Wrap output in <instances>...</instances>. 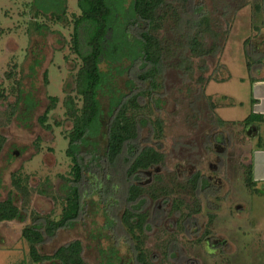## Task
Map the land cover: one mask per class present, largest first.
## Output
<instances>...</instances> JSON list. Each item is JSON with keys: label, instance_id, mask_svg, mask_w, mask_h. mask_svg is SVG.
<instances>
[{"label": "trees", "instance_id": "obj_1", "mask_svg": "<svg viewBox=\"0 0 264 264\" xmlns=\"http://www.w3.org/2000/svg\"><path fill=\"white\" fill-rule=\"evenodd\" d=\"M262 3H256L255 8L264 9V0ZM28 5L35 18L49 16L55 22H62L68 10L67 0H32ZM77 6L79 13L72 20L70 48L81 64L75 78L76 94L63 100L65 114L72 122L65 133L68 141L65 154L71 165L65 177L66 192L53 195L61 204L60 214L55 218L28 210L31 195L28 175L16 171L11 183L22 206L16 204L14 190L9 191L6 198L0 199V222L24 219L25 213L30 214L31 221L22 227L21 236L28 244L32 264H87L80 238L64 242L49 253L41 248L53 241L60 230L84 225L88 219L93 225V237L109 241L106 247H99L102 264H160L147 243L150 231L163 222L165 206L170 204L169 211L177 216L175 225L180 231L194 234L200 231L197 214L205 200L209 210L202 233L205 237L211 234L209 228L216 218L211 211L218 208L210 198L221 190L218 183L198 169L182 173L181 190L173 180H165L162 140L163 112L168 104L166 71L170 67L177 70L186 89L190 93L201 91L202 96L204 84L209 80H227L205 74L209 70L206 57L216 56L222 50L220 40L228 29L221 31L219 27L227 19L231 5L229 0H219V12L216 5L210 9L205 0H77ZM224 22L229 24L228 19ZM35 27L38 31L49 29L38 21ZM244 53L247 79L251 83L264 79V75L259 76L264 68V55L256 57L247 47ZM13 74L10 71L7 76L11 78ZM47 75L45 71L46 80ZM15 82L18 92L15 101L9 104V118L22 98L20 81ZM0 97H5L1 83ZM48 99L38 122L51 129L48 120L58 106L59 97L48 95ZM205 99L216 128L239 123L247 130L264 124V116L253 113L241 120H225L216 112L219 102L211 95H205ZM196 101H189L194 114ZM142 125L149 127L146 136L141 134ZM203 141L206 153L214 151L218 155L217 166L221 169L227 150L217 151L215 146L225 143L223 134L207 133ZM5 143L6 137L0 130V154ZM263 145L264 138L259 137L256 147ZM244 180L248 189L260 191L253 178L250 155ZM184 190L191 199L189 204L181 195ZM38 191L48 193L44 186ZM96 217L102 220L99 222ZM221 243L217 240L215 244ZM179 247L178 238L166 240L160 247L163 261L184 264L178 262L182 257L176 252Z\"/></svg>", "mask_w": 264, "mask_h": 264}, {"label": "rangeland", "instance_id": "obj_2", "mask_svg": "<svg viewBox=\"0 0 264 264\" xmlns=\"http://www.w3.org/2000/svg\"><path fill=\"white\" fill-rule=\"evenodd\" d=\"M31 1L0 0V83L5 94L4 98L0 97V130L6 137L0 154V199L14 190L12 173L21 171L23 175H28L31 186L28 210L41 215L51 214L56 218L61 204L53 199V195L61 196L66 192L65 177L69 175L71 165L65 154L68 143L65 133L72 122L65 114L63 100L67 95L76 94L75 78L81 61L71 51L70 38L72 20L79 10L77 0H67L66 17L62 22H55L49 16L35 18L33 9L28 5ZM205 1L210 9L216 5V11H220L219 0ZM229 2V24L224 22L227 20L224 18L219 27L221 31L228 29V32H224L220 40L222 50L216 56L206 57L209 70L205 74L227 80H209L204 84V94L219 102L216 112L222 118L237 121L251 111L250 89L247 82L241 80L248 76L244 51L247 47L256 57L264 55V9L255 8L256 3L263 5L262 0ZM36 21L47 24L49 29L38 31ZM10 71L14 73L11 78L7 76ZM45 71L48 72L47 80ZM263 75L264 68L259 73V76ZM15 79L20 81L22 98L15 114L9 118V104L15 101L18 92ZM165 84L168 95V104L163 112L162 140L167 168L163 169L165 180H173L181 190L182 173L198 169L218 183L221 190L210 198L218 204V208L211 211L216 213L209 228L211 234L202 236L209 211L205 200L201 212L197 214L200 231L194 234H185L176 227L177 216L170 213L168 204L163 222L150 231L147 247L160 264H171L163 261L160 247L172 237L178 238L180 247L176 252L182 256L178 262L184 264L190 261L193 264H264V191L259 187V192L251 191L244 180L249 155L258 138H264V124H260L258 129L247 130L239 123L216 128L212 124L205 95L202 96L201 91L190 93L177 70L172 67L167 69ZM48 95L59 97L57 108L49 116L51 129L42 127L38 122L39 115L49 103ZM191 99H197L195 114L189 106ZM77 103L80 104L79 99ZM148 130L147 125H142L141 134L146 136ZM214 131L222 133L225 142L218 143L215 149L227 150L226 163L221 169L217 166L218 155L214 151L208 154L204 149L205 134ZM42 186L46 187L47 194L38 191ZM13 195L16 204L21 207L19 194L14 190ZM181 195L185 203H191L185 190ZM24 215V219L0 222V264L20 261L32 264L28 258V244L21 236L22 227L31 221V217L29 213ZM96 220L100 222L102 218L96 217ZM92 226L88 219L84 225L60 230L41 251L49 253L64 242L80 238L87 264H102L99 247H106L109 241L95 239L91 234ZM211 240L222 243L218 245Z\"/></svg>", "mask_w": 264, "mask_h": 264}, {"label": "crops", "instance_id": "obj_3", "mask_svg": "<svg viewBox=\"0 0 264 264\" xmlns=\"http://www.w3.org/2000/svg\"><path fill=\"white\" fill-rule=\"evenodd\" d=\"M245 82H247V86L250 89V113L264 116V79H259L252 83L247 79ZM250 161L252 163L253 178L257 186L264 191V145L255 147L251 151Z\"/></svg>", "mask_w": 264, "mask_h": 264}]
</instances>
